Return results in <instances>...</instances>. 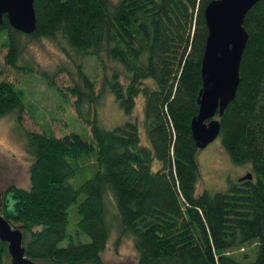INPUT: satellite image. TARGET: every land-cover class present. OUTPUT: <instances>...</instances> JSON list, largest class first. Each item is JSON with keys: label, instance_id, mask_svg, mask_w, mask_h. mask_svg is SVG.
Here are the masks:
<instances>
[{"label": "trees", "instance_id": "obj_1", "mask_svg": "<svg viewBox=\"0 0 264 264\" xmlns=\"http://www.w3.org/2000/svg\"><path fill=\"white\" fill-rule=\"evenodd\" d=\"M210 1L34 0L36 27L29 35L3 16L0 50L6 49L7 65H18L24 36L63 39L81 59L94 56L102 71L104 57L117 64L103 72L98 92L80 61L66 91L39 70L48 85L75 98V114L90 138L24 130L32 157L29 186L9 184L1 209L22 231L29 259L103 264L112 218L120 234L133 238L135 264H264V0L244 17L249 41L240 82L219 118L222 147L234 165L248 166L251 178L213 193L200 186V151L190 131L208 33L203 10ZM29 64L18 68L31 70ZM58 71L68 72L64 65ZM103 94L112 95L125 117L112 127L101 122ZM22 96L13 82L0 80V116L24 110ZM139 98L141 118L132 116ZM92 169L78 187L71 184L78 170ZM72 205L78 220L71 235ZM75 234L89 241H76ZM65 238L70 242L60 245ZM246 244H254L253 259L232 255ZM0 264H10L1 241Z\"/></svg>", "mask_w": 264, "mask_h": 264}, {"label": "rangeland", "instance_id": "obj_2", "mask_svg": "<svg viewBox=\"0 0 264 264\" xmlns=\"http://www.w3.org/2000/svg\"><path fill=\"white\" fill-rule=\"evenodd\" d=\"M21 51L16 65L19 62L28 61L31 70L23 72L18 65H7L5 62L6 49L0 50V80H8L14 83L17 89L23 92L22 101L24 110L20 113L9 112L0 116V192H3L9 184L16 187L27 188L29 186V167L32 157L26 150L24 130L45 132L61 137L69 132H76L82 138L89 139L90 134L86 125L80 121L73 108L74 97L68 92L64 95L54 85H48L39 70H44L54 79V83L65 91L72 85V79H76V63L84 64V71L96 80V91L101 84L103 72L112 71L117 64L105 58L106 69L102 71L96 66V58L81 59L63 39L57 41L45 37L30 38L24 36L20 41ZM82 60V61H81ZM65 66L68 72L58 71L59 66ZM20 66V65H19ZM21 67V66H20ZM152 84L151 80H147ZM99 101V114L101 122L106 126L121 123L125 117L118 108L112 95L103 94ZM135 115V116H134ZM133 117L142 116V99L136 101ZM143 138L144 133H142ZM200 174V186L210 192L225 190L230 182H237L240 176L247 173L248 166L234 165L217 137L197 155ZM93 173L82 170L71 179V184L78 187ZM11 200V198H10ZM77 214L75 205L69 209L68 231L72 235L76 230ZM109 239L105 249L101 253L103 264L128 262L135 264L136 251L133 246V238L130 235L120 234L118 221H113ZM79 236V237H78ZM75 234V240L89 241L84 234ZM70 239H64L60 245H66ZM254 244L244 245L241 249L232 252L239 260H244L245 255L253 259Z\"/></svg>", "mask_w": 264, "mask_h": 264}, {"label": "water", "instance_id": "obj_3", "mask_svg": "<svg viewBox=\"0 0 264 264\" xmlns=\"http://www.w3.org/2000/svg\"><path fill=\"white\" fill-rule=\"evenodd\" d=\"M260 0H211L203 10L207 27L201 60L202 87L197 98L198 112L190 121L191 136L199 151L220 133L219 118L235 98L240 82L241 56L249 41L243 23L247 11ZM34 0H0L3 16L12 28L29 35L36 27ZM246 173L238 180L250 179ZM4 190L0 192V241L7 245L10 264H42L26 256L22 231L2 215ZM112 264H129L119 262Z\"/></svg>", "mask_w": 264, "mask_h": 264}]
</instances>
